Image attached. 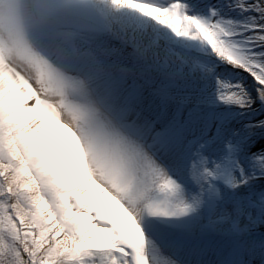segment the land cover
I'll return each instance as SVG.
<instances>
[{
	"label": "snow or ice",
	"instance_id": "6c2138e0",
	"mask_svg": "<svg viewBox=\"0 0 264 264\" xmlns=\"http://www.w3.org/2000/svg\"><path fill=\"white\" fill-rule=\"evenodd\" d=\"M0 264H264V0H0Z\"/></svg>",
	"mask_w": 264,
	"mask_h": 264
}]
</instances>
